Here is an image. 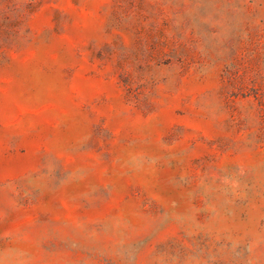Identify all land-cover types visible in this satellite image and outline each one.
I'll return each instance as SVG.
<instances>
[{"label": "rangeland", "instance_id": "1", "mask_svg": "<svg viewBox=\"0 0 264 264\" xmlns=\"http://www.w3.org/2000/svg\"><path fill=\"white\" fill-rule=\"evenodd\" d=\"M0 264H264V0H0Z\"/></svg>", "mask_w": 264, "mask_h": 264}]
</instances>
